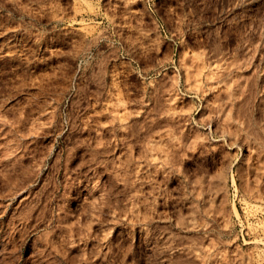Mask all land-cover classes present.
Listing matches in <instances>:
<instances>
[{
  "label": "rangeland",
  "instance_id": "rangeland-1",
  "mask_svg": "<svg viewBox=\"0 0 264 264\" xmlns=\"http://www.w3.org/2000/svg\"><path fill=\"white\" fill-rule=\"evenodd\" d=\"M0 264H264V0H0Z\"/></svg>",
  "mask_w": 264,
  "mask_h": 264
}]
</instances>
